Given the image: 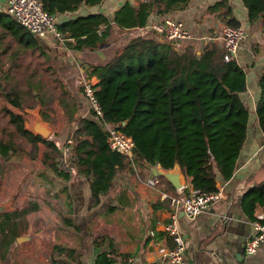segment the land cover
<instances>
[{"label":"trees","instance_id":"obj_1","mask_svg":"<svg viewBox=\"0 0 264 264\" xmlns=\"http://www.w3.org/2000/svg\"><path fill=\"white\" fill-rule=\"evenodd\" d=\"M41 1L55 16L76 9L82 2L94 4L101 0ZM187 1L140 0L131 4L125 0L114 10L113 20L120 27L142 26L151 11L163 14L183 7ZM242 1L248 21L261 17L264 22V0ZM218 9L224 23L239 25L228 0H216L209 5V10ZM55 25L65 37L63 43L79 49L93 48L103 42L111 21L102 11H89L55 21ZM6 36L11 40L4 43L1 39ZM12 41L45 53L36 35L5 10H0V64L1 55L9 57L10 61L15 50L10 47ZM2 69L1 77L6 74L4 66ZM86 73L97 78L93 87L102 107V119L133 138V163L146 161L169 168L177 161L184 174L191 177V187L202 192L215 190L218 176L227 179L232 174L247 130L249 109L240 96L246 87V76L235 59H223L222 49L215 42H207L200 50L192 44L177 49L170 40L137 34L109 60L88 64ZM0 86L8 101L17 97L16 88L6 89L2 82ZM258 87L255 113L264 134V64ZM6 113L16 131L32 146L38 141L44 144L43 165L66 177L68 171L57 168L60 144L54 138H44L25 127L20 112L7 108ZM72 137L75 141L71 144L73 162L78 172L89 177L90 205L96 204L99 194L109 189L117 168L132 164L108 146L106 131L96 117H81ZM16 146L12 139L0 138L1 155L14 153ZM159 177L160 183L168 184L171 192L177 191L165 177ZM241 205L250 219L264 210V178L246 188ZM17 212L10 210L0 214L3 250L17 235L11 220ZM113 256L114 248L110 246L98 252L90 264H115Z\"/></svg>","mask_w":264,"mask_h":264},{"label":"crops","instance_id":"obj_2","mask_svg":"<svg viewBox=\"0 0 264 264\" xmlns=\"http://www.w3.org/2000/svg\"><path fill=\"white\" fill-rule=\"evenodd\" d=\"M124 1L82 2L76 9L54 16L59 21L78 13L104 12L111 21V27L105 40L96 47L69 48L51 32L37 37L45 50L43 57L38 59L44 60L47 69L42 76L34 77L36 83L42 84V94L38 95L39 92L33 90L27 103L31 104L33 99L40 97L36 103H41L43 116L51 126L50 137L57 143L65 140L81 117L95 118L81 90L84 78L97 79L94 75H87V65L109 60L119 47L137 34L168 40L152 28L156 20L174 15L184 21L191 36L179 41L170 40L177 49L192 44L200 50L211 41L222 48V16L218 15L219 9L209 10V5L216 0H188L183 7L163 14L151 11L142 26L120 27L113 20V12ZM139 1L129 0L131 4ZM228 3L244 31L234 59L245 71L246 87L240 96L249 112H253V120L250 126L247 123L246 136L232 174L227 179L217 178L216 184L222 187V197L212 200L191 217L181 209L178 211V223L186 240L185 254L190 264H264V242L253 253L244 250L245 239L251 231V219L241 205V196L246 188L264 178V134L255 113L258 77L264 64V22L261 17L248 21L242 0H228ZM6 5V0H0V10H5ZM24 53V46H20L14 63L28 64ZM19 92L23 90L19 88ZM10 103L20 107V96L11 99ZM149 165L141 161L117 168L109 189L99 194L96 204L90 205L89 177L78 172L72 164L66 177H58L61 188L48 191L51 198L48 200V227H45L48 228V237L46 240L35 238L42 249L47 244V256L32 255V236L20 240L26 237L21 236L25 232L23 228L30 226L26 218H29L31 209L27 205L17 208L11 200V207L3 211H18L11 219L17 235L5 250L0 247V264H90L98 252L110 246L114 248L115 264H167L158 247L170 243L163 229L170 206L160 197L159 191L171 190L164 181L156 187L144 182L152 174ZM190 178L183 173L184 190L192 189ZM56 196L60 202L61 198L68 197V204L55 205ZM21 214L24 218L20 220ZM58 246L65 249H58Z\"/></svg>","mask_w":264,"mask_h":264},{"label":"built area","instance_id":"obj_3","mask_svg":"<svg viewBox=\"0 0 264 264\" xmlns=\"http://www.w3.org/2000/svg\"><path fill=\"white\" fill-rule=\"evenodd\" d=\"M5 11L11 15L17 22L27 28L37 37L44 36L51 32L58 40L63 41L65 37L57 30L55 17L44 6L41 0H6ZM158 33L168 40H182L189 38L191 32L185 25L184 21L174 15H165L152 24ZM222 35V57L224 60L234 59L244 31L240 25L224 23L221 29ZM91 77L84 78L81 82V90L89 101L90 108L96 118L100 119L101 126L106 131V142L108 146L118 151L131 164L134 140L125 131L113 123L106 122L102 119V107L94 94ZM71 137L67 136L62 145V155L59 156V168L68 169L70 165ZM264 142V137H263ZM68 155V156H67ZM73 158V154H72ZM144 182L150 186H158L160 183L159 175L150 174L144 179ZM215 190L198 191L190 189L184 192L182 187L175 192L160 190L159 195L165 199L170 206L168 219L163 224V229L170 239V243L161 244L158 247L160 255L165 258L167 264H190L185 254L186 240L183 231L178 223V211L181 209L187 216H194L202 211L207 205L215 199L222 197V187L217 185ZM251 231L245 239L244 250L246 253H253L258 246L264 242V211H258L250 220Z\"/></svg>","mask_w":264,"mask_h":264},{"label":"rangeland","instance_id":"obj_4","mask_svg":"<svg viewBox=\"0 0 264 264\" xmlns=\"http://www.w3.org/2000/svg\"><path fill=\"white\" fill-rule=\"evenodd\" d=\"M2 40L6 43L8 40H11V38L6 36L4 39H1V41ZM20 46L24 45L17 44L15 41L11 42L10 47L15 50L9 62V57L1 55L2 64H0V74L3 70L2 66H4V72L6 74L3 77L0 75V82L5 84L6 89L14 87L18 92L20 88L23 92H19L18 94L21 98L22 105L16 107L4 97V89L0 86V138L12 139L17 145V149L14 153L9 152L5 156L0 154V200H2V202L12 200V204L17 206V208L26 205L30 207L31 212L29 218H26V223L29 221L30 226L29 228H23L25 232L21 234V236L26 237H21L20 240L32 236V240L34 239L32 244V255L36 256V254H43L47 256V244L45 243L44 246H46L42 249L43 247L35 242V238L38 237L46 240L48 237V228H45L46 226L48 227V200H51L48 196V191L59 190L61 188V181L58 180V177H61V175H57L55 171L43 165L41 161V152L44 148V144L38 141L35 147L32 146L25 137L16 131L14 124L9 120L6 113L7 108L20 112L23 124L26 127L33 123L35 113H38L42 123L48 125V120L43 116L41 103L39 101V103H36L40 97L33 99L31 104L27 103V98L32 96L33 90L36 89V91L39 92L38 95L42 94V84L40 82L36 83L34 77L42 76L43 72L47 69V65L43 64V59H38L43 57V53L39 52L38 49L27 48L26 46H24L26 53H24L23 56L29 63L31 62L34 64H21L20 61L19 64L14 63ZM252 113L253 112H249L248 116L249 126L253 120ZM68 136L72 139L71 144H73V142L75 143L72 132H70ZM48 137H50V135L45 138ZM64 141L59 143L61 148ZM72 154L70 155L72 163L70 162L69 167L74 164V155L72 158ZM60 155H62V150L57 156L58 168V158ZM68 169L64 171H68ZM54 199L56 200L55 205H61L68 204L67 201L69 198H61L62 202H60L61 200H59L60 198H57V196ZM21 218H24V215L21 214L20 220Z\"/></svg>","mask_w":264,"mask_h":264},{"label":"water","instance_id":"obj_5","mask_svg":"<svg viewBox=\"0 0 264 264\" xmlns=\"http://www.w3.org/2000/svg\"><path fill=\"white\" fill-rule=\"evenodd\" d=\"M27 128L30 129L31 131H33L34 133L40 134L44 138L49 136L50 132H51L50 125L42 123L38 113H35L33 123L31 125H28ZM149 166H150L152 174L162 175L168 181H170L171 184L176 189H178L184 185V180H183V173L184 172L182 171V168L180 167V165L177 161H175L174 164L169 168L161 167L159 164H152ZM10 207H11V200H7L4 202L0 201V212L3 210L9 209ZM18 237H17V239H18Z\"/></svg>","mask_w":264,"mask_h":264}]
</instances>
